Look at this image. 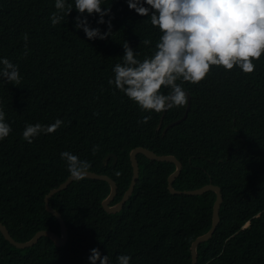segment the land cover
Here are the masks:
<instances>
[{
  "label": "trees",
  "instance_id": "16d2710c",
  "mask_svg": "<svg viewBox=\"0 0 264 264\" xmlns=\"http://www.w3.org/2000/svg\"><path fill=\"white\" fill-rule=\"evenodd\" d=\"M103 6L110 8L105 20L111 18V32L104 40H88L74 27L75 9L52 25L54 0H0V56L18 64L21 73L18 86L0 83L12 128L0 141V222L19 242L42 230L60 234L45 197L69 178L61 151L89 160L90 172L113 179L116 205L132 181L130 152L144 147L181 161L175 189L210 183L221 188L220 223L198 247V264H264V54L251 74L210 66L206 79L185 83L188 116L164 133L183 118L188 101L167 110L158 128L164 111L151 112L142 123L149 112L107 83L121 62L124 41L143 59L160 33L126 0H103ZM88 19L107 30L95 15ZM57 118L63 123L53 133L31 144L22 139L25 123L47 125ZM93 145L99 146L95 154ZM110 154L117 160L106 165ZM137 160V186L120 212L108 214L102 207L111 192L107 182L73 181L50 201L68 227V243L57 247L44 237L32 248L17 249L0 232V264H88L92 248L108 254L112 264L120 254L130 255V264H192L190 247L211 229L216 194L173 195L168 178L175 164L141 154Z\"/></svg>",
  "mask_w": 264,
  "mask_h": 264
},
{
  "label": "clouds",
  "instance_id": "9594fccd",
  "mask_svg": "<svg viewBox=\"0 0 264 264\" xmlns=\"http://www.w3.org/2000/svg\"><path fill=\"white\" fill-rule=\"evenodd\" d=\"M130 10L147 17L159 31L150 56L138 58L129 44H122L121 62L112 67L113 76L109 86L121 92L140 110L149 112L141 122L147 123L151 112L160 113L174 107H183L189 98L187 84H198L206 79L211 67L230 71L239 69L251 74L255 61L264 54V0H126ZM103 0H54V9L49 19L57 25L63 15L73 9L78 15L73 18L74 27L81 30L88 40H104L111 32L110 8L102 7ZM95 15L97 25H105L104 32L92 27L88 17ZM27 53V34L24 37ZM150 44L149 40L144 41ZM21 81L19 66L5 56H0V83L18 86ZM166 91H164V90ZM63 121L60 118L42 125L39 122L25 123L21 137L31 144L41 134L56 131ZM12 132L5 119L3 101L0 99V141ZM92 146V153L98 150ZM70 179L80 181L89 175L91 163L69 151H61ZM144 156V155H143ZM119 175V173H116ZM132 257L120 254L115 264H130ZM88 264H112L108 254L92 248Z\"/></svg>",
  "mask_w": 264,
  "mask_h": 264
},
{
  "label": "water",
  "instance_id": "95a60500",
  "mask_svg": "<svg viewBox=\"0 0 264 264\" xmlns=\"http://www.w3.org/2000/svg\"><path fill=\"white\" fill-rule=\"evenodd\" d=\"M188 93V92H187ZM189 94V93H188ZM190 103H191V96L189 94V98H188V104H187V108H186V113L183 116L182 119L175 121L173 123H171L170 125H168L167 127L164 128V133L168 130L169 127L174 126L178 123H180L181 121H183L184 119L187 118L188 116V110L190 109ZM167 111H164L160 125L158 128H161L162 126V122H163V118L166 115ZM144 155L147 159L151 160V161H156V162H168V163H173L176 166L175 171L170 175V177L168 178V189L170 191L171 194L173 195H190V196H199V195H203L207 192H214L216 194V201L214 203L213 206V215H212V226L211 229L199 236L196 240L193 241L191 247H190V253H191V258H192V264H198V247L203 244L208 242L214 235L219 223H220V209L221 206L223 204V195H222V191L221 188L219 186L213 185L212 183L205 185L199 189H195V190H177L174 188V183L176 181V179L181 175L182 171H183V165L181 163L180 160H178L175 156L173 155H158L155 152L146 149L144 147H137L135 149H133L130 152V160H131V164L133 167V177H132V181L131 184L127 190V192L125 193L124 197L122 198V200L117 203L116 205H113V202L117 196V192H118V187L116 182L111 179L109 176L104 175V174H99V173H94V172H90L89 171V175L86 177L87 179H93V180H97V181H104L107 182L110 187H111V192L110 195L103 201L102 203V207L105 210L106 213L108 214H116L118 212H120L125 204L129 201V199L131 198V196L133 195L134 189L137 185V181L139 179V173H140V169H139V163L137 160L138 155ZM114 158L115 162L117 160V157L114 154H110L106 157L105 159V164H108V161ZM75 180L70 179V177L64 182L62 183L59 187L52 189L47 196L45 197V208L46 210L51 213L53 216L56 217V219L58 220L59 224H60V234H56L53 231L50 230H42L37 232L31 240L26 241V242H19L16 241L11 235L9 230L7 229V227L0 222V232L3 235V237L15 248L17 249H27V248H32L35 245L38 244L39 240L47 237L49 239H51L55 245L57 247H64L69 240V234H68V227L62 217V215L56 210L54 209L51 205H50V201L52 199V197L54 195H56L59 192H62L64 190H66L69 185Z\"/></svg>",
  "mask_w": 264,
  "mask_h": 264
},
{
  "label": "rangeland",
  "instance_id": "374dc122",
  "mask_svg": "<svg viewBox=\"0 0 264 264\" xmlns=\"http://www.w3.org/2000/svg\"><path fill=\"white\" fill-rule=\"evenodd\" d=\"M164 113V112H163ZM162 116H163V114H162Z\"/></svg>",
  "mask_w": 264,
  "mask_h": 264
},
{
  "label": "bare ground",
  "instance_id": "6f19581e",
  "mask_svg": "<svg viewBox=\"0 0 264 264\" xmlns=\"http://www.w3.org/2000/svg\"><path fill=\"white\" fill-rule=\"evenodd\" d=\"M137 186V185H136Z\"/></svg>",
  "mask_w": 264,
  "mask_h": 264
}]
</instances>
